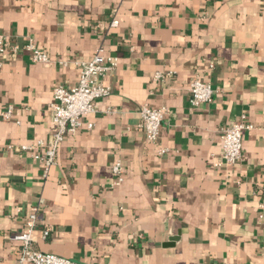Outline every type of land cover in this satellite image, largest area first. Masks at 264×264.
<instances>
[{"label": "crops", "instance_id": "obj_1", "mask_svg": "<svg viewBox=\"0 0 264 264\" xmlns=\"http://www.w3.org/2000/svg\"><path fill=\"white\" fill-rule=\"evenodd\" d=\"M0 32L19 45L0 64V264H16L12 235L37 205L33 248L77 263L264 264V0H0ZM99 47L118 57L109 93L45 174L34 155L53 130L52 88L74 86ZM195 76L210 102L190 103ZM145 104L167 108L156 143ZM240 120L252 126L241 160L216 165L222 129Z\"/></svg>", "mask_w": 264, "mask_h": 264}, {"label": "built area", "instance_id": "obj_2", "mask_svg": "<svg viewBox=\"0 0 264 264\" xmlns=\"http://www.w3.org/2000/svg\"><path fill=\"white\" fill-rule=\"evenodd\" d=\"M118 20L112 18L110 26H117ZM29 52L34 62H48V54L38 48L32 39L23 45ZM19 45L10 40L0 32V64L1 56L6 52H16ZM118 65V57L104 54L103 48L99 47L90 59L79 63V76L76 84L72 87L55 85L52 88V100L49 104L53 130L50 133L48 143L42 155H34L43 162L44 173L47 174L50 167L55 163L60 143L66 134L74 135L82 127L83 116L95 110L96 100L108 95V87L103 82V77ZM212 66V64H211ZM162 73L156 72L155 79H160ZM190 98L192 105H200L210 102L213 97V88L206 80L195 76L190 82ZM167 113L165 106L152 107L142 105L139 109L140 127L144 130L146 139L156 143L160 134L161 121ZM12 114V107L9 106L2 112V117L8 119ZM87 128L92 123H87ZM252 126L240 120L222 129L221 134V155L216 165L222 163L234 165L242 158L243 133ZM40 144V142H38ZM35 144H23L22 150H32ZM163 147L158 148V153H164ZM114 177V184H119L123 179V165L120 160H115L110 167ZM39 206L31 208L26 220L25 229L12 235V238L20 242V250L16 264H81L68 258L52 253L40 252L33 248L34 229L38 219ZM257 220L264 228V203L259 204ZM48 230H44L42 236L46 237Z\"/></svg>", "mask_w": 264, "mask_h": 264}]
</instances>
